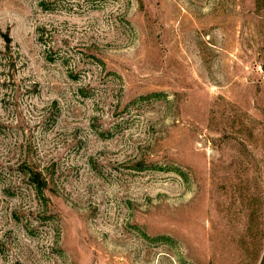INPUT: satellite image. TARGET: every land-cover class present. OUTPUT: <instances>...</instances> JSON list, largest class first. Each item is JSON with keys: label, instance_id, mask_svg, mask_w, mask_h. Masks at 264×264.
<instances>
[{"label": "rangeland", "instance_id": "374dc122", "mask_svg": "<svg viewBox=\"0 0 264 264\" xmlns=\"http://www.w3.org/2000/svg\"><path fill=\"white\" fill-rule=\"evenodd\" d=\"M0 264H264V0H0Z\"/></svg>", "mask_w": 264, "mask_h": 264}, {"label": "trees", "instance_id": "16d2710c", "mask_svg": "<svg viewBox=\"0 0 264 264\" xmlns=\"http://www.w3.org/2000/svg\"><path fill=\"white\" fill-rule=\"evenodd\" d=\"M2 36H3L7 46H9L12 43V38L7 33H3ZM33 181L36 182L35 185L37 187V190L42 191L43 187H44V182L41 179V174L40 173H35L33 175Z\"/></svg>", "mask_w": 264, "mask_h": 264}]
</instances>
